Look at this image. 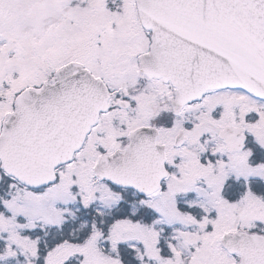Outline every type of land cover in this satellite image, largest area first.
Here are the masks:
<instances>
[{
    "label": "snow or ice",
    "instance_id": "6c2138e0",
    "mask_svg": "<svg viewBox=\"0 0 264 264\" xmlns=\"http://www.w3.org/2000/svg\"><path fill=\"white\" fill-rule=\"evenodd\" d=\"M0 264H264V0H0Z\"/></svg>",
    "mask_w": 264,
    "mask_h": 264
}]
</instances>
